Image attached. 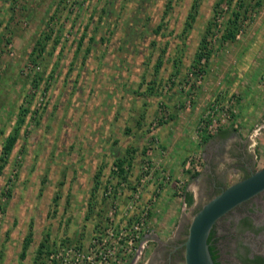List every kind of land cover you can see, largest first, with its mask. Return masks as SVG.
I'll return each instance as SVG.
<instances>
[{
    "label": "rangeland",
    "instance_id": "rangeland-1",
    "mask_svg": "<svg viewBox=\"0 0 264 264\" xmlns=\"http://www.w3.org/2000/svg\"><path fill=\"white\" fill-rule=\"evenodd\" d=\"M193 1L0 0V147L16 125L18 106L30 101L34 111L18 126L0 172V264H32L45 233L51 242L70 237V244L76 236L75 244L86 249L93 238L114 245L125 264H185L183 241L193 214L246 176L245 166L264 165L258 150L264 126L253 133L264 119L237 141L245 156L222 148L219 136L200 141L197 122L217 92L206 82L220 77L205 74L187 95L176 93L187 87L185 72L209 23L207 38L219 55L231 10L239 1L242 13L247 9L241 34L264 0H233L231 10L221 0L216 11L217 0H198L187 26ZM34 75L41 78L36 89ZM234 108L238 114L237 103ZM115 155L127 157L123 177ZM194 170L199 173L190 176ZM184 191L192 193L190 205ZM255 200L259 232L247 235L236 222L239 213L213 225L221 264H245L264 239V197Z\"/></svg>",
    "mask_w": 264,
    "mask_h": 264
},
{
    "label": "trees",
    "instance_id": "trees-1",
    "mask_svg": "<svg viewBox=\"0 0 264 264\" xmlns=\"http://www.w3.org/2000/svg\"><path fill=\"white\" fill-rule=\"evenodd\" d=\"M223 1V0H222ZM227 2L228 6L230 7L232 5L233 0H224ZM221 2V0H217L215 3V11L218 7V4ZM238 6L235 7V9L231 10L232 7H230L229 9L231 10V12L229 13V16H227V18L224 20V26L220 31L219 34V39H221L222 41H226V40H234L235 37L237 36V32L240 28L242 19H244V17L246 16L244 13V11H247V9H243V13L241 11V7L244 5L242 3V1H239ZM197 6H198V0H194L193 4H192V10L188 13L187 19H186V25L190 26L193 22V20L195 19V14L197 12ZM211 26L212 22L209 23L205 33L202 34L201 40H200V44L199 47L195 53V56L193 58V61L190 65V69L191 70H187L185 72V83L187 84L186 88H181L182 90H177V94H179L180 96H185L187 95L188 91H190L191 89H194L195 87H198L197 82L199 81L200 78H203L204 76H206L205 74H208V66H209V62H210V56L212 55L213 52V47L210 46V42L207 38L210 30H211ZM43 49V48H42ZM159 64H157L158 66ZM158 70H155V72H157ZM177 74H179L180 70H174ZM183 76V77H184ZM156 76H154V80H156L155 78ZM172 78V76L170 77ZM40 76L39 75H34L32 78V85L33 87H35V89L39 86L40 84ZM46 88V86H45ZM147 88H152L151 85H148ZM233 94V91L229 93V91H227V89L221 88L220 90H218L212 101L210 102V104L208 105V111L213 110V112L215 111L213 105L214 104H220L222 102H224L225 100H227L229 97H231ZM224 97V98H223ZM224 100V101H223ZM237 101V100H236ZM30 101H27V103L24 104H20L18 106L17 109V114H16V118H15V122L16 125L14 127H12L7 134L4 136V139L2 141L1 147H0V172L2 171L3 166L5 165L6 161H7V156L9 154V152L11 151V149L13 148L15 142L17 141V138L19 136V131H18V126L20 125V123H22L25 119V117L28 115V113H34V111L32 112L31 107L29 104ZM206 112L203 116H201L197 122V131L199 132L200 135V141L202 142H206L208 139H210L211 137L215 136V135H225L227 134L229 131L231 130H235L238 128V126H234L233 124V117L235 115V112L232 111L229 108V115L232 117V121L230 124H228V126H218L217 130L215 132H211L208 129V124L211 121V118L209 117V112ZM173 114H169V117H171ZM128 152H130V149L128 148L127 150ZM115 160H114V164L116 167V173L118 175H121L122 177L126 175L125 170H124V163H126V156L124 155H115ZM187 161V160H186ZM129 162V160H128ZM186 170L189 172L190 169L186 168ZM199 173V171L194 170L192 172H190V176H195ZM249 174V173H248ZM95 176V187L97 186L98 180H96ZM6 194H8V192H6ZM184 197V201L186 204L190 205L193 202V196L191 192H187L184 191L183 194ZM92 209V208H91ZM87 216H89V213L87 212ZM30 236L31 233L29 232L28 235L25 236L24 241H23V245L21 248V252L20 255L24 256L27 250V247L29 245V241H30ZM73 241H75V243L77 242V237H73ZM50 239V234L45 233L42 238L39 240L36 248H35V252L32 258V264H58V259L55 257H51L50 255L51 253H55L57 252V248L59 246H67L69 243V241L71 242L72 240L70 239V237H63V238H59L58 240L55 238L52 242L49 241ZM216 239H215V231L213 229V227L211 228L208 236H207V242H208V248H209V252L210 255L214 261L215 264H221L220 260H219V250L218 247L215 243ZM72 244V243H71ZM49 260H51L52 262L49 263ZM247 262H254L256 261L255 264H264V258H260V257H255V258H246Z\"/></svg>",
    "mask_w": 264,
    "mask_h": 264
},
{
    "label": "crops",
    "instance_id": "crops-1",
    "mask_svg": "<svg viewBox=\"0 0 264 264\" xmlns=\"http://www.w3.org/2000/svg\"><path fill=\"white\" fill-rule=\"evenodd\" d=\"M207 70L217 78L220 77V80L211 84L206 82L209 90L218 91L224 88L229 92L233 90L240 92L241 97L236 102L239 113H235L233 124L241 126V123L238 124L240 119L245 127H238L225 135H215L222 139V148H229L230 152L237 151L239 146L242 148L241 144L237 145V141L243 138L244 131L249 129L251 123L264 119V82L261 81L264 76V2L257 17L246 25L243 32L237 34L234 40H226L219 55H211ZM247 121L250 122L248 125ZM259 139L258 150L262 152L259 160L262 165L264 164V131ZM250 144L253 145L251 142ZM236 157L238 153L232 155L233 159Z\"/></svg>",
    "mask_w": 264,
    "mask_h": 264
},
{
    "label": "water",
    "instance_id": "water-1",
    "mask_svg": "<svg viewBox=\"0 0 264 264\" xmlns=\"http://www.w3.org/2000/svg\"><path fill=\"white\" fill-rule=\"evenodd\" d=\"M264 190V165L222 187L193 214L184 245L185 264H215L207 236L215 222L238 205Z\"/></svg>",
    "mask_w": 264,
    "mask_h": 264
},
{
    "label": "built area",
    "instance_id": "built-area-1",
    "mask_svg": "<svg viewBox=\"0 0 264 264\" xmlns=\"http://www.w3.org/2000/svg\"><path fill=\"white\" fill-rule=\"evenodd\" d=\"M236 103V96L232 95L225 102L220 104H214L213 110L208 111L211 121L208 124V129L211 132H215L218 126L223 122L232 119L229 118V108L232 111H236L234 105ZM263 124L257 125L253 129V133L257 134L259 129L263 127ZM138 223L134 225V228H138ZM96 239L93 238L90 245L86 248L76 245L75 243L68 244L67 246H59L57 252L51 253V257L58 259V264H125L121 256H115L114 245H102L103 242L95 243ZM95 243V244H94ZM86 249V250H84ZM52 261L49 260V263Z\"/></svg>",
    "mask_w": 264,
    "mask_h": 264
},
{
    "label": "flooded vegetation",
    "instance_id": "flooded-vegetation-1",
    "mask_svg": "<svg viewBox=\"0 0 264 264\" xmlns=\"http://www.w3.org/2000/svg\"><path fill=\"white\" fill-rule=\"evenodd\" d=\"M239 149H240L241 155L245 156L244 149L243 148L241 149V147H239ZM238 158H239V155H238ZM248 160H250V159H248ZM245 167L247 169V173L246 174H248V173H250L252 171V169L249 168V166H245ZM214 183L215 182H213V184ZM218 186H220V188L222 187L220 184ZM263 197H264V190L259 192V193H257L256 195L252 196L251 198H249L247 200H244L243 202L239 203L238 205L233 207L231 210H229L227 213H225L224 216H228L229 214H232V213H239V215L236 216V218H237L236 222H240L242 224L241 226L245 228L246 234L251 236L252 234L255 233L256 230H258V232H259V228L261 227V225L263 223L262 220L260 221V219L255 221V219H254L255 217H253L252 203L254 201L252 202V200L256 199L258 201H261V200H263ZM256 204H258V203L256 202ZM235 210H237V212H235ZM224 216H222V217H224ZM261 240L262 241H259L260 242V246H258V250L257 251H253V252L249 251L248 252V257L249 258H255V257L264 258V252H263L264 251V249H263L264 246L261 247V242H263V244H264V239H261ZM244 263L245 264H255L256 261H254V262L253 261L252 262L245 261ZM149 264H153V259L149 260Z\"/></svg>",
    "mask_w": 264,
    "mask_h": 264
}]
</instances>
